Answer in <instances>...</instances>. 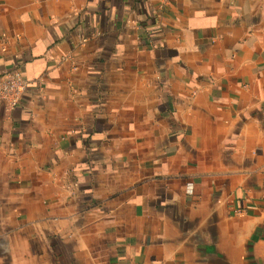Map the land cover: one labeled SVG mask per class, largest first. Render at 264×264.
Masks as SVG:
<instances>
[{
    "label": "crops",
    "instance_id": "crops-1",
    "mask_svg": "<svg viewBox=\"0 0 264 264\" xmlns=\"http://www.w3.org/2000/svg\"><path fill=\"white\" fill-rule=\"evenodd\" d=\"M12 70L0 264H190L205 223L264 249V0H0Z\"/></svg>",
    "mask_w": 264,
    "mask_h": 264
},
{
    "label": "water",
    "instance_id": "water-1",
    "mask_svg": "<svg viewBox=\"0 0 264 264\" xmlns=\"http://www.w3.org/2000/svg\"><path fill=\"white\" fill-rule=\"evenodd\" d=\"M187 243L190 264H264V249L253 233L233 241L216 224H198L190 228Z\"/></svg>",
    "mask_w": 264,
    "mask_h": 264
},
{
    "label": "built area",
    "instance_id": "built-area-1",
    "mask_svg": "<svg viewBox=\"0 0 264 264\" xmlns=\"http://www.w3.org/2000/svg\"><path fill=\"white\" fill-rule=\"evenodd\" d=\"M27 86V79L18 70L6 72L0 77V102L15 108L20 103ZM186 190L192 192L191 183L187 184Z\"/></svg>",
    "mask_w": 264,
    "mask_h": 264
}]
</instances>
